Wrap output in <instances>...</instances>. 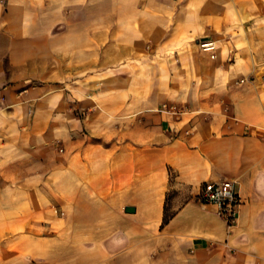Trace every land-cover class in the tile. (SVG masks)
Returning a JSON list of instances; mask_svg holds the SVG:
<instances>
[{
    "label": "crops",
    "instance_id": "obj_1",
    "mask_svg": "<svg viewBox=\"0 0 264 264\" xmlns=\"http://www.w3.org/2000/svg\"><path fill=\"white\" fill-rule=\"evenodd\" d=\"M1 30L50 70L0 90V264H264V0H0ZM225 180L233 226L197 199Z\"/></svg>",
    "mask_w": 264,
    "mask_h": 264
},
{
    "label": "rangeland",
    "instance_id": "obj_2",
    "mask_svg": "<svg viewBox=\"0 0 264 264\" xmlns=\"http://www.w3.org/2000/svg\"><path fill=\"white\" fill-rule=\"evenodd\" d=\"M47 6V5H46ZM45 11H48V7L45 8ZM49 21L48 19H43V27H48ZM31 26L34 27V24L31 23ZM2 30L0 31V44L4 46L7 43L8 36L5 34H2ZM9 42H15L18 43V38H12L9 37ZM46 40H43V47L48 46L46 43ZM33 45V40L31 39L29 41V44H26V47H31ZM25 52H21L19 50H13V51H4L0 50V90H10L11 101L14 102V105H19V103L23 102V99H18V92L19 94L23 90H35L36 87H43L48 86L49 81L48 74L50 70L49 66V53L48 50H43V55L40 58L33 57V50H29L26 52V55H29L27 61L25 64L20 66H13L9 60L11 58V55L19 56ZM2 61V63H1ZM47 76V77H46ZM34 88V89H33ZM5 99L0 98V106H5L4 104ZM27 103V110L29 111V115L27 117H31L33 114V106L31 105V102L29 99L25 100ZM13 106V105H11ZM174 116H179L177 113L173 114ZM175 130V128H173ZM172 129V130H173ZM174 133V132H173ZM94 141H102V138L94 137ZM62 141L57 138L54 141V145L58 146ZM172 194V191H171ZM168 214L170 212L168 211Z\"/></svg>",
    "mask_w": 264,
    "mask_h": 264
},
{
    "label": "built area",
    "instance_id": "obj_3",
    "mask_svg": "<svg viewBox=\"0 0 264 264\" xmlns=\"http://www.w3.org/2000/svg\"><path fill=\"white\" fill-rule=\"evenodd\" d=\"M201 50L208 53L212 58L217 56V43L214 40H205L199 44ZM161 112L178 113L174 107L163 104L158 109ZM197 199L203 205H212L217 208L219 215L226 221L228 226H233L238 218L243 199L238 191L237 180H225L222 182H205L199 188ZM55 212H60L56 207Z\"/></svg>",
    "mask_w": 264,
    "mask_h": 264
},
{
    "label": "trees",
    "instance_id": "obj_4",
    "mask_svg": "<svg viewBox=\"0 0 264 264\" xmlns=\"http://www.w3.org/2000/svg\"><path fill=\"white\" fill-rule=\"evenodd\" d=\"M171 217V214H168V211L165 212V218H164V221L167 222Z\"/></svg>",
    "mask_w": 264,
    "mask_h": 264
}]
</instances>
